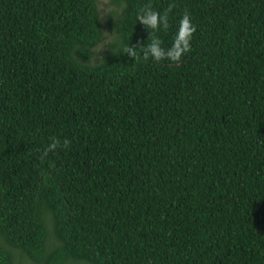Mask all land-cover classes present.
<instances>
[{
    "label": "trees",
    "instance_id": "1",
    "mask_svg": "<svg viewBox=\"0 0 264 264\" xmlns=\"http://www.w3.org/2000/svg\"><path fill=\"white\" fill-rule=\"evenodd\" d=\"M116 4L0 0V264H264V0Z\"/></svg>",
    "mask_w": 264,
    "mask_h": 264
},
{
    "label": "clouds",
    "instance_id": "2",
    "mask_svg": "<svg viewBox=\"0 0 264 264\" xmlns=\"http://www.w3.org/2000/svg\"><path fill=\"white\" fill-rule=\"evenodd\" d=\"M137 21L142 22L147 28L156 30L159 28L161 24H166V17L152 10L151 8H146L142 11V13L138 14ZM194 31H195V27L194 25L191 24L190 17L187 14H185L180 20V29L178 33L179 39L176 40L171 51L166 52L160 46L159 39L153 38L152 42L147 45L146 50L144 51L145 58H147L150 55L155 60H161L165 57H168L173 61L178 60L181 56V53L188 50L189 48L188 41L191 39V34ZM126 52L130 56L136 57L137 54L136 48L130 49L128 47L126 49ZM65 143H67V141ZM50 147L54 148L55 144L50 145Z\"/></svg>",
    "mask_w": 264,
    "mask_h": 264
},
{
    "label": "rangeland",
    "instance_id": "3",
    "mask_svg": "<svg viewBox=\"0 0 264 264\" xmlns=\"http://www.w3.org/2000/svg\"><path fill=\"white\" fill-rule=\"evenodd\" d=\"M99 5L101 8L102 14L105 17H107V14L110 11H113L117 8L116 0H99ZM110 38H111V31H108L107 39H105V41H103L102 44L99 45V47L97 48V53L100 52L101 48L104 46L105 43L109 41Z\"/></svg>",
    "mask_w": 264,
    "mask_h": 264
}]
</instances>
